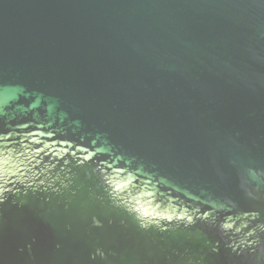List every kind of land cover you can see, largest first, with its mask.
Masks as SVG:
<instances>
[{
  "label": "water",
  "instance_id": "1",
  "mask_svg": "<svg viewBox=\"0 0 264 264\" xmlns=\"http://www.w3.org/2000/svg\"><path fill=\"white\" fill-rule=\"evenodd\" d=\"M0 264H264V0H0Z\"/></svg>",
  "mask_w": 264,
  "mask_h": 264
}]
</instances>
